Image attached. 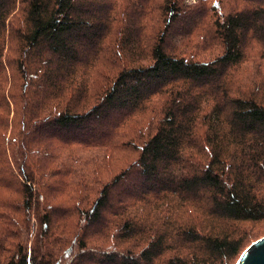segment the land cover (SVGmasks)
<instances>
[{
  "label": "trees",
  "instance_id": "1",
  "mask_svg": "<svg viewBox=\"0 0 264 264\" xmlns=\"http://www.w3.org/2000/svg\"><path fill=\"white\" fill-rule=\"evenodd\" d=\"M262 221L264 0H0V264H236Z\"/></svg>",
  "mask_w": 264,
  "mask_h": 264
},
{
  "label": "rangeland",
  "instance_id": "2",
  "mask_svg": "<svg viewBox=\"0 0 264 264\" xmlns=\"http://www.w3.org/2000/svg\"><path fill=\"white\" fill-rule=\"evenodd\" d=\"M194 2H195V0H188V3H194ZM251 52H253V51H251ZM249 65L250 64H248V66ZM247 72H248V70H247ZM247 74H249V73H246V75ZM136 149H134V148L124 149V150L118 151L115 155H112V156H109V158H106L105 162L103 164H101V166L98 168V170L100 171V177H99L100 180L101 179H107V177L109 178V176H111L114 173L113 171H117L118 168L124 166L126 163H130L131 161H133L136 158V156L138 155V152ZM76 153L77 154H75L73 156V158H79L78 154H80V153L83 154L85 152L80 150ZM95 153L96 152L92 153L91 155H93ZM72 163H73L72 166L77 167L79 169V171H90V167L93 164H95V166H97V162H94V161L88 162L82 166L79 165L78 160L73 161ZM113 163H114V165H113ZM86 176H87L86 177L87 179L90 178L89 175H86ZM93 198H94V196L92 194H88V199L90 201ZM241 226L243 228V230H242L243 231L242 247L245 246L247 243H249L251 240H253L254 237L264 233V221L258 222L256 224L255 223H244ZM236 255H234V257H231L229 259L226 258L221 264H233Z\"/></svg>",
  "mask_w": 264,
  "mask_h": 264
},
{
  "label": "water",
  "instance_id": "3",
  "mask_svg": "<svg viewBox=\"0 0 264 264\" xmlns=\"http://www.w3.org/2000/svg\"><path fill=\"white\" fill-rule=\"evenodd\" d=\"M245 246H248V247H246L244 251H242L236 264H264V233L254 237V239L251 240L249 243H247ZM245 246H243L240 250H242ZM245 253H247L246 256H245ZM241 257H244V258L241 259ZM235 259H234V262H235Z\"/></svg>",
  "mask_w": 264,
  "mask_h": 264
},
{
  "label": "snow or ice",
  "instance_id": "4",
  "mask_svg": "<svg viewBox=\"0 0 264 264\" xmlns=\"http://www.w3.org/2000/svg\"><path fill=\"white\" fill-rule=\"evenodd\" d=\"M247 255V253H245V256ZM244 257H241V259H243Z\"/></svg>",
  "mask_w": 264,
  "mask_h": 264
}]
</instances>
